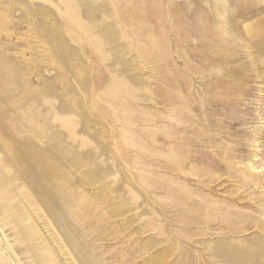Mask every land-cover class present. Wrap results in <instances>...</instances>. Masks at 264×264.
Here are the masks:
<instances>
[{"label": "rangeland", "instance_id": "rangeland-1", "mask_svg": "<svg viewBox=\"0 0 264 264\" xmlns=\"http://www.w3.org/2000/svg\"><path fill=\"white\" fill-rule=\"evenodd\" d=\"M264 0H0V264H264Z\"/></svg>", "mask_w": 264, "mask_h": 264}, {"label": "bare ground", "instance_id": "bare-ground-1", "mask_svg": "<svg viewBox=\"0 0 264 264\" xmlns=\"http://www.w3.org/2000/svg\"><path fill=\"white\" fill-rule=\"evenodd\" d=\"M263 252H264V250H263Z\"/></svg>", "mask_w": 264, "mask_h": 264}]
</instances>
